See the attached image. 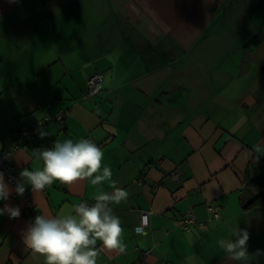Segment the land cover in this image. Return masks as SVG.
Masks as SVG:
<instances>
[{
  "label": "crops",
  "instance_id": "0c3cea01",
  "mask_svg": "<svg viewBox=\"0 0 264 264\" xmlns=\"http://www.w3.org/2000/svg\"><path fill=\"white\" fill-rule=\"evenodd\" d=\"M78 2L69 0L57 12L63 15L60 20L58 15L47 21L36 18V12L49 6V0H0V153L24 127L64 112V119L49 120L48 135L25 140L9 159L18 170V181L25 168H42L34 151L50 149L56 141L86 138L98 143L103 166L110 167L112 177L97 186L77 182L69 188L54 182L38 192L26 185L18 195L9 174L0 168L10 189L0 208L20 209L18 218L0 215V264H43V258L22 242V233L35 217L66 214L74 204L95 202L98 192L114 191L113 181L129 193L125 202L111 205L121 221L126 252H107L98 241L97 264H241L218 241L235 240L231 234L236 227L250 235L264 225V206L258 207L257 218L248 217L249 211L242 208L257 194L251 181L264 174V154L254 151L264 146V132L254 143L246 139L255 130L247 127L250 117L245 115L264 109V101L256 102L263 87L255 84L264 79V67L254 81L243 69L234 96L230 85H212L217 77L212 73L211 84L205 77V84L199 79L200 86L194 85L192 81H199L175 68L185 52H175L167 22L154 20L159 7L155 0H128L125 8L135 25L123 30L121 23L118 38L98 41L80 39ZM63 39L68 50L80 51L78 59L90 66L81 75L76 74L79 61L74 67L64 63L61 45L56 47ZM260 43L252 57L259 56ZM96 72L104 73L103 89L85 98L87 80ZM211 206L219 207L218 216ZM143 211L149 212L150 221L139 233ZM188 211L197 222L184 230L179 219ZM247 250L257 253L249 264H256L255 257L264 264V251Z\"/></svg>",
  "mask_w": 264,
  "mask_h": 264
},
{
  "label": "rangeland",
  "instance_id": "374dc122",
  "mask_svg": "<svg viewBox=\"0 0 264 264\" xmlns=\"http://www.w3.org/2000/svg\"><path fill=\"white\" fill-rule=\"evenodd\" d=\"M50 5L44 6L36 12V18H46L55 20L58 18L57 12L63 9L69 0H49ZM128 0H79L78 9L81 15L80 21H83V31L80 39L98 38H118L119 25L124 23L122 29H130L135 25L134 18L129 16L126 11L125 4ZM159 7L154 10L157 17L154 20L160 22L166 21L169 35L175 38V52H182L183 59L175 61L182 74L189 75L194 81L202 80V85L211 84L214 77L210 73L216 75V81L213 84L222 85L226 89V84L233 87L230 92L234 96L237 87L242 85L244 76L241 75L242 70L250 71L249 77L252 81L257 79L258 71L262 72L264 67V43L259 45L260 53L258 57H252L254 54L253 47L251 55L248 46H255L261 37L262 32L254 35L253 43L249 40L250 33L254 27L261 28L264 24V0H155ZM57 2V6L53 3ZM135 1H133L134 3ZM198 8V9H197ZM56 11V12H55ZM63 15H59V19ZM73 22L75 18L71 19ZM73 26L69 24V27ZM81 28V27H79ZM69 31L66 30L64 34ZM50 38V35L46 34ZM66 35H63L65 38ZM61 45L63 51L62 56L64 63L69 67H74L79 61V68L76 74H82L89 69L90 66L84 65V60H79L80 51H69L64 39L62 43H57L56 47ZM118 46V45H117ZM119 50L113 51L117 54ZM92 65V63L90 64ZM176 69V70H179ZM176 74L175 79L178 78ZM247 78V77H246ZM194 85L200 86V81L193 82ZM255 84L263 87V90L257 92L260 95L256 99L257 103L264 101V79L258 80ZM209 87V86H208ZM195 94V95H194ZM192 94L196 100L199 99L197 93ZM207 94V92H206ZM207 96V95H206ZM93 97V96H92ZM203 100V97L200 98ZM263 108V107H262ZM254 108L245 115H249L250 122L247 127H254L250 130L246 139L250 142H256V139L264 132V109ZM237 117L236 119H238ZM245 127V128H247ZM255 134V135H254ZM243 136V134H240ZM264 148L263 145L259 146ZM245 201L244 204H246ZM244 211H249L248 217L257 218L260 210L254 205L252 209L243 207ZM264 212V209L263 211ZM238 222V221H234ZM253 234H255L253 236ZM258 234V235H257ZM247 241V246L259 248L264 251V225L254 228V233ZM262 254L264 252H261ZM257 253H249L250 256H256ZM222 258V263L225 262ZM262 259L255 257V263L260 264Z\"/></svg>",
  "mask_w": 264,
  "mask_h": 264
},
{
  "label": "clouds",
  "instance_id": "9594fccd",
  "mask_svg": "<svg viewBox=\"0 0 264 264\" xmlns=\"http://www.w3.org/2000/svg\"><path fill=\"white\" fill-rule=\"evenodd\" d=\"M38 133L41 137L49 134L42 128ZM254 151L258 155L264 154V149L259 146ZM33 155L42 161L43 166L40 170L25 168L21 171V179L14 189L18 195H23L26 185H30L33 192H38L54 182L69 188L77 182L97 186L112 177L110 167L103 166L102 149L88 139L56 141L52 148L38 149ZM112 186L113 192H98L93 198L95 203L90 207L86 203H78L72 205L66 214L37 215L22 233L26 250L42 257L43 264H97L98 241L107 252L125 253L121 221L114 215L111 205L125 202L129 193L115 187L114 181ZM9 195L10 189L0 173V200H7ZM5 213L10 218H18L20 209L5 205L0 208V215ZM232 236L236 239H220L219 247L232 260L249 264V233L236 227Z\"/></svg>",
  "mask_w": 264,
  "mask_h": 264
},
{
  "label": "built area",
  "instance_id": "2783aa9c",
  "mask_svg": "<svg viewBox=\"0 0 264 264\" xmlns=\"http://www.w3.org/2000/svg\"><path fill=\"white\" fill-rule=\"evenodd\" d=\"M103 82H104V73L102 72H96L93 75L89 77L86 83V90L84 92V97H90L94 96L97 93H99L103 89ZM64 112H61L60 114L56 116H49L46 115L42 119H38L35 122L31 123L30 125L24 127L21 129L19 136L12 142L11 147L4 151L3 153H0V168L3 169L5 172H7L10 176L11 182L16 187L18 181V170L17 168L10 163L9 159L13 156L14 152L21 146V144L25 140H32L37 137H39L38 129H43L46 131L49 126V120L51 118H59L64 119ZM88 140H91L93 143L94 140L92 138H86ZM96 144V143H95ZM81 203H86L89 207L92 206L95 202H89V201H83ZM29 205V203L27 204ZM210 209L214 212L216 216H218V206H211ZM150 221V215L148 211H143L141 215V222L136 227V231L139 233L145 232L146 227L149 225ZM197 222L196 215L188 211L186 212L180 219L179 224L181 228L184 230H188L190 226Z\"/></svg>",
  "mask_w": 264,
  "mask_h": 264
},
{
  "label": "trees",
  "instance_id": "16d2710c",
  "mask_svg": "<svg viewBox=\"0 0 264 264\" xmlns=\"http://www.w3.org/2000/svg\"><path fill=\"white\" fill-rule=\"evenodd\" d=\"M94 142L96 143L97 146H99L95 140H94ZM251 184L257 190V194L249 202L244 204L243 207L249 208V207H252L254 205L264 206V174L253 179L251 181Z\"/></svg>",
  "mask_w": 264,
  "mask_h": 264
},
{
  "label": "flooded vegetation",
  "instance_id": "af4514ba",
  "mask_svg": "<svg viewBox=\"0 0 264 264\" xmlns=\"http://www.w3.org/2000/svg\"><path fill=\"white\" fill-rule=\"evenodd\" d=\"M260 27H261V28L255 30V31H252V33H250L251 35H250L249 40H252L251 37H253L254 35L258 34L259 32H262L261 37L263 36V38H262L261 42L264 43V24L261 25ZM263 43H260L259 45H261V44H263ZM259 45H257V46H259ZM254 47H256V46H253V48H254Z\"/></svg>",
  "mask_w": 264,
  "mask_h": 264
}]
</instances>
